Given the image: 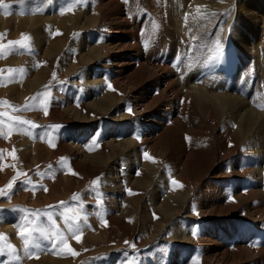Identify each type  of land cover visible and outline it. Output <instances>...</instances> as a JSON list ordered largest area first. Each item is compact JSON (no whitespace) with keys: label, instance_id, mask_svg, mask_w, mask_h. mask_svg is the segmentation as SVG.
<instances>
[{"label":"rangeland","instance_id":"rangeland-1","mask_svg":"<svg viewBox=\"0 0 264 264\" xmlns=\"http://www.w3.org/2000/svg\"><path fill=\"white\" fill-rule=\"evenodd\" d=\"M53 1L55 0H23V2L21 3L20 0H4V3L9 5V7H0V45L3 46L0 47V190H3V192L7 193V195H0V248L4 249L3 253L0 254V261H8L9 264H199L198 261H201V258H199L198 261L196 260V257L195 260L192 259L197 252L195 250H192V247L188 245V241L183 242L182 240L186 237L191 236V234L195 232L196 229L203 231V233L209 231V241L211 238L215 240L212 244H215L216 241L220 243V246H217L218 244L216 243L215 245H213L214 248L211 249L207 248V244L206 249H202V254H204V257L207 258L208 256H210V254L212 255L222 251H227V254L233 255V257L237 259V257L235 256L239 253L236 250H234V252L233 250H231L235 248L234 246L231 247L228 242L221 243L218 239V236L214 238L213 236L219 235L217 230L221 231L222 228L226 227V225H233L235 221L238 220V218H236L234 215L240 214L241 217L239 220H241L242 222L257 221L250 218L246 219V215L247 213H250V209L248 211L247 207L249 206H246L245 202L240 201L242 200L240 196L242 195L241 193L246 192L250 188L249 184L251 182V176L242 174V172L245 171L246 168H248V170L250 169L251 171L256 170L257 174L259 172L258 177L261 180L256 178L257 183L259 182V184L257 185L255 182V186L257 191L260 192V195L261 193H264V126H259L264 121V115L261 113V111L263 110L262 107L264 105L258 106L255 102H251L257 110L260 109L258 110L260 112H256V110H254L251 105L248 104V106L246 102H242L243 106L248 107H244V109H251L250 111H253V116L255 119H257L258 123L255 125L261 127L262 132H260V128L259 130L255 131V129H258V127L255 128L254 126H244L240 128L237 127V125L235 126V124L233 125V121L229 119L225 120L228 124H230V127L235 128L234 131L239 130L237 132L239 137L236 142L233 140L224 142L222 138L220 139L221 136L219 137V135L221 134L217 131H214L212 126L207 125L205 122L203 124V122L199 119V121H197L201 123H199L198 125V122L195 121L196 119H194L193 117H188V120H180V126H177L178 124L174 125V128L172 127V129L170 128L171 126H165L166 128H170L167 130L166 128L165 130H163V126V128L156 132L157 136H155L153 144L154 142H156L155 144L157 145L158 140H162L166 136V139H168L169 136H172L171 140H174L175 138V140L177 141H167L166 139H163L164 143L167 142V145H170L169 147L167 146L168 148L166 147V150L162 149L165 148L163 144V147H160L161 145L156 146L155 144L154 147H152V151L155 157L164 158V155H167L166 157L168 160L166 159V165L168 168H165V166L163 165L164 163L161 164L162 162L159 161L160 159H157L156 163H159L157 168V164L155 163L154 168L156 171H154L156 173L154 172L153 184L146 183L145 181V184L143 186L146 187V190H144V187H142L143 189L141 188L145 192L143 194L147 196L146 200L148 202H153L152 198L157 196L158 191L155 190L156 184L159 185V189L161 187V190L164 191H167V188H170L171 191L176 188V185L173 186L171 181L177 180L171 178V174H169V176L167 177L170 168L172 169L170 170L171 172L173 171L176 173H174L173 175L175 177L181 171V169L182 171L180 173L185 171L184 164H186V167L188 166L187 169L189 170L196 165L195 162H197L196 160L199 158V165H203L201 169L207 166L209 171L206 175L202 176L203 172L200 168L198 169L199 165H196V170L191 169L189 174H187L188 182H192L193 180L196 182L194 185L195 187L193 186L195 191L188 198L189 204L187 202L186 205L188 207L194 205V208L197 207L196 209L198 211H201V213L205 212V210H209V214L212 215L203 217V214H201V218H194V215L192 214L194 213V210H192L193 206H191L190 208L186 207V211L183 210L182 213L180 212L182 216L177 215L173 218L174 228L178 227L182 230L181 232L184 235L183 238L178 240L176 238H173V241L169 240L170 238H165V241L164 236L159 240L157 239L156 241H151L152 234H150V237L149 234V236L146 235L145 230H140V228L146 225L152 226V222H156L158 221V219L154 220L155 216L150 214V216H152L151 221H148L147 218H149V214L142 213L143 209L137 210V212H135V206H131V198L136 197L138 193L135 191L133 192L128 188L120 189L118 192L117 189L119 188V185L115 182L116 180L114 177L116 174V170H118L119 175L123 176L124 179L127 177L126 179H128L130 182H133L135 181L134 179L137 178L136 176H139V173H137L138 169H135V167L138 168V166L142 165L131 164L126 156H123L122 158H120V156L118 159H116V161L114 160L112 162L113 164H104L100 162V164L102 165L101 169L94 174H90L88 170H86V168L82 167L87 166L86 164H80L78 167H75V164H71L73 158L72 155L67 151L66 148H61L60 140L63 143L70 144L72 142L73 146L76 145L75 147H79L78 153H83L82 155L99 156L103 153H99V148L96 147L95 141L97 138L96 135H99L101 131L104 132V137L103 135H101V138L104 142L114 139H127L128 141L129 138L136 137V135L132 133L133 131H126V129L129 127L128 125L125 126L126 122L115 123L112 119L108 118L107 121L96 120L94 124L91 123L92 125H89L88 121H84V123L75 122L69 124L60 120L55 115V112H53L52 107L54 106V104H57L58 107H62L65 104H72V106H76L78 100L74 97L77 95V93L80 92L85 96L86 91L91 90V87L88 86V82L92 80L91 74L98 72L96 73L99 74L98 76H96L98 79L93 78L98 81H100L101 78L103 80L104 77L102 74L100 75L101 70H99L98 67H94L96 63L90 65L91 69L94 71L87 70L88 68H90V66L78 67L76 69V72L78 71V73H75L73 75V77H75L74 79L68 77L62 78V76L60 77V75L58 74L57 70L61 65V58L56 61L55 68H49L48 64L46 66L45 64L33 63L34 56L36 57L40 53V48L37 43L39 41L40 35V39L44 36L45 40L47 41H45V44L49 43L50 40L53 41L55 38L60 36L59 33L54 35L51 33L36 31V26L39 23L37 22V24L36 22H34L36 21L34 19L36 18L35 16H55L56 18H61V16L64 14H70V11L74 7L76 0H56V2L52 4ZM64 1L66 4H61L59 6V4ZM117 1L119 3V9L127 15L128 19L133 17L132 11L135 14L137 12L138 14L142 13L143 17L144 15H147L141 20V22L143 20L144 21L140 24V31L138 34L136 32V35L137 38L141 40L143 51L151 48L153 46L155 38L160 37V32L158 30L157 23L154 22L153 14H151L152 9H150V11L145 7L146 0ZM120 1L122 2L120 3ZM148 1L150 4H155V0ZM168 1L169 2L167 6L171 4L178 6V9H180V11L182 10V14L186 13L187 15L188 13H192L189 14L190 16L197 13L202 14V16H208L213 12L215 13V11L213 10H216L218 12L217 16L223 15L222 18L224 17L221 22H219V17H214L216 21L210 31L207 32V29H204L200 33H196L197 38L193 37V35L189 36L181 53H179L180 55L177 61L184 65L181 66L183 70L185 69L184 71H186L187 65L190 69L193 68L195 64L199 66L200 63V66L198 68V70L200 71L197 76L198 80L196 79L197 81L206 79V59L208 55H214L216 53V42L219 41L221 43L225 36V34H223L222 32L224 31V29L221 28L227 27V30L232 35L235 34L234 32L236 31L239 33V27H242L244 23H246L248 18L250 21L251 11L256 13L258 12L256 9L257 5L252 3V0H232L233 3L226 6L221 11L218 10V7H222L221 5L224 6V4L220 3L221 0H216V2L211 1L212 4L217 3L215 5H218V7L207 5L204 0ZM90 2L91 1L89 0H78L76 4L78 3L79 5H77L83 8H80V10H85L84 12H87V15L90 13V16L92 11L89 9L92 7V3ZM203 4L206 5H204L203 7ZM246 4H249L251 10L243 12L244 14H239V7L241 8ZM206 6H210V9ZM143 7L148 10L144 11ZM226 9H228V11ZM143 11L145 12V14H143ZM208 11L210 12V14L208 13ZM260 13L264 14V7L262 8ZM87 15L85 14L84 16L87 17ZM149 15L152 17H150ZM14 21L17 22L14 23ZM255 24L257 26H255ZM255 24L254 26H250L248 29L242 31L239 39L241 41H247L244 39H247L248 35L251 37L253 32L255 33V30H257L258 37L262 35L260 41L257 36L256 39L254 38V41L251 40L252 42H255L258 47H256V51L253 52V55H250L249 57H253L256 63H259V70L263 74L262 71L264 67L262 68V66L264 64V60L260 59L258 49L259 47H264V24L259 22ZM260 28H262L261 32ZM180 31L185 33V31L181 29ZM90 32L91 31L86 30L84 32L76 33L72 36L73 40L74 38L75 40H78L80 38L84 39V36L87 37ZM243 34L245 36H243ZM91 35H93V37H95L96 35V38L99 39V35L95 34V32H91ZM72 37L70 39H67L66 46H70ZM93 37L92 40L91 38L87 39L86 43L89 44L90 42H92L94 40ZM195 38L197 41H200L198 43L199 45L207 46L206 48H204L205 50H197L194 48L195 46L191 48L192 50L189 49L188 46L190 42L188 43V41H192ZM100 40L101 39H99V41ZM9 41H21L23 46L9 45ZM100 42L102 44H105V42L103 41ZM145 46L149 47L144 48ZM203 52L205 53V57H203ZM201 53L202 55L200 57ZM62 54L64 56L66 55L64 54V52H62ZM180 56H184L183 59H181ZM31 65L32 68L30 67ZM247 65V62H244V64L240 66V72L244 71L247 68ZM9 70L12 71L10 72ZM43 74L44 77L42 80L44 81H42V83L30 86L31 80L38 79L39 77H42ZM255 74L256 73H254V76ZM236 78H239L238 74ZM98 81L96 83H98ZM255 81L256 77L255 79L251 78V82L249 83L250 87L247 90H251L253 85H255L256 87ZM231 85L233 86V82H231ZM74 88L78 89V91L73 93L72 90ZM240 88L242 87L236 84L235 89L239 90ZM96 90L98 91V88H96ZM98 92H100V90ZM257 92L258 91H256V93ZM64 97H67L68 99H65ZM85 101H87L86 96ZM244 109L243 111H245ZM124 111L125 107L120 109L117 113H123ZM152 111H149L147 113L151 114ZM258 113H261V115ZM173 118L178 119V116L176 115ZM198 118H200V115H198ZM229 121L231 122L229 123ZM105 123L107 124L106 126ZM139 124L142 123L139 122ZM183 125L185 127H183ZM147 128L152 129L153 126L151 125ZM175 129L178 130L175 131ZM183 129H185V131ZM121 130H124L125 132L122 133L121 137H119V132ZM179 130H181L182 133ZM240 130L243 132H240ZM108 132H110L112 136H109L110 133ZM183 132L185 133L183 134ZM207 133L210 135L208 136ZM256 133L258 135H256ZM158 134L160 137L158 136ZM244 136L246 137L243 139L244 141H240L239 138L242 139ZM192 141H194L195 143ZM115 142H117V140ZM174 143L178 144L175 145ZM232 143L234 146H232ZM239 143L242 146H240ZM179 144H182L184 146L181 145L182 148L180 146L179 149ZM203 144L205 145L203 146ZM239 146L243 148V150H240ZM175 147L176 149L178 148V151L175 150ZM233 147L237 148L234 149ZM233 149L235 151H233ZM134 150L137 152H133ZM134 150L132 151V153L136 155L134 156V158L140 161L139 157L141 155L143 156L144 151L142 150V148ZM142 151L143 153L141 154ZM179 151L182 154L178 153ZM227 152L229 154H227ZM160 153L162 154L161 156ZM177 156L179 157V159L180 157L182 158L178 160L176 159L178 158ZM79 157L76 156V158L81 160V156ZM200 158L204 159L200 160ZM189 162H192L193 164H190ZM171 163H173V166H170ZM176 171L179 172L177 173ZM191 172H195V174ZM197 172L200 174H196ZM157 173H159L160 175ZM200 175L203 178L200 177ZM195 176H197L198 178ZM189 177H191L192 179ZM194 177L196 179H194ZM94 180L96 181V184L92 183ZM10 182L12 184L11 188L8 187ZM180 183L181 182H179V185H181ZM245 184H248V188L243 190V186ZM169 185L172 188L169 187ZM177 188H179V186H177ZM242 190L243 192H241ZM138 191H140V188H138ZM146 191H149L147 192L149 196L147 195ZM168 191L166 192V194L169 193ZM74 195L77 197V199L75 200L72 199ZM263 196L264 195H261L260 198L262 200V207L264 209ZM120 198L122 200H119ZM123 198H129L128 201L131 199L128 204L132 208L129 206L128 208H131V210L134 209V213H136V215L134 216L137 219L133 215L121 213L125 209L123 211H121V209L119 211V214H117L116 209H113L114 206H118L120 202L121 203L119 204V206H121L122 203L124 204L125 199ZM190 199L192 202L190 201ZM242 206H244V210L243 208H241ZM109 210L111 212H114L115 216H121L122 214H124V216H119V218L122 220L124 219L123 221L130 225L133 224V218H135L137 222L139 220L138 218L142 219L144 222L142 220H139L138 231L140 230L139 236L142 237L141 239L146 241L145 246H140V244L135 241V238L132 237L131 234H129V231L126 230L127 228L120 225V223L115 222L116 220H112L114 222H111V220L109 221V219H111V216H109L108 214ZM49 214L52 216V220L48 219ZM137 214H140V216ZM107 216H109L110 218ZM198 219H203L200 224H196L199 221ZM179 220H182V223H180ZM260 222H262L264 225V221ZM70 225L72 226L71 231L69 230ZM190 228L191 230L189 231L188 229ZM170 229L171 228L169 227L165 228V230H168V233L166 234H169ZM21 232H24L25 236L22 237L20 235ZM237 232L239 233L238 230ZM142 234H144L145 236ZM76 237H79V240H77ZM26 238L29 241L27 245V251L25 250ZM250 238L251 236L248 239L250 240ZM33 244H37L39 246L33 247ZM9 246H11V249H9ZM239 248L250 251V248L252 247L239 245ZM69 249H71L72 251H69ZM242 261L245 262L244 260H241L239 262L243 263Z\"/></svg>","mask_w":264,"mask_h":264},{"label":"bare ground","instance_id":"bare-ground-1","mask_svg":"<svg viewBox=\"0 0 264 264\" xmlns=\"http://www.w3.org/2000/svg\"><path fill=\"white\" fill-rule=\"evenodd\" d=\"M77 1L78 0L75 1L74 7L70 11V14H64L61 16V18H56L55 16H53V17H49V16L48 17L47 16L46 17H37V16H35L36 18H34V19L36 21H34V22L39 23V24L37 23L38 25L36 26V31H42V32L51 33L54 35L59 33L60 36L55 38L53 41L50 40L49 43L45 44L46 40H45L43 34H42L43 37L41 39H40V37H41V35H40L39 41L37 43L39 45V48H40L39 51L41 54L39 53L38 56H36V57L34 56V58H33L34 62L33 61L32 62L37 63V64H45L46 66L48 64L49 68H55L56 61L61 58V65L58 67L57 72L60 75V77L61 76H62V78L68 77L71 79H74L75 77H73V75L75 73H78V71L76 72V69L78 67H82V66L86 67V66H90L93 63H96V65H94V67L95 68L98 67L99 70H101L100 75L102 74L104 77H103V80L101 78L102 81L100 79H99L100 81H98L96 79H93V78H97L96 76H98L99 74H96V73H98V72L91 74V77H92V80H90L91 84H90V82H88L89 83L88 86L91 87V90L86 91V95H85L87 101H85V96L79 92L74 97L78 100L76 106H72V104H65L62 107H58L57 104H54V106L52 107L53 112H55V115L60 120H62L65 123H69V124L75 123V122H78V123L83 122L84 123V121H88V124L92 125L91 123L94 124V122L96 120L107 121L108 118L112 119L113 122H115V123L116 122L117 123L126 122L125 126H127V125L129 126L126 129V131H129V132L133 131L132 133H134L136 135V137L129 138L128 141H127V139H125V140L124 139H116L117 142H115L116 140L114 139V140H109V141L104 142L101 138V135H103V137H104V132L101 131V133H99V135L97 134L98 136L96 135L97 138L95 141L96 147L99 148V153H103V154H100L99 156H97V155H82L83 153L82 154L80 152L78 153L79 147H75L76 145L73 146L72 142L69 144V143H63L60 140L61 148L62 147L66 148L67 151L72 155L73 158H72L71 164H75L76 165L75 167H78L80 164H86L87 166H82V167L86 168V170H88V172L90 174H94L98 170L101 169L102 165L100 164V162L104 163V164H111L114 160L116 161V159H118L120 156H121L120 158H122L123 156H126L128 161L131 162V164H141L142 166L136 165V166H138V168L135 167V169H138L137 173H139V176H136L137 178H135L134 179L135 181H133V182H130L128 179H126L127 177L124 179L123 176L118 174V170H116L117 176L115 174L114 177L116 180L115 182L118 183V185H119V188L117 189L118 192L120 189H124V188L125 189L128 188V189L132 190L133 192L134 191L137 192L138 195L136 197H132L131 198L132 200L130 199L131 200V206L132 205L135 206V212H137V210L143 209L142 213H148L149 214V218L146 217L148 219V221H151L152 216H150V214L155 216L154 220L158 219V221L152 222L153 223L152 226L146 225V226H143L140 228V230L141 229L145 230L146 235L152 234L151 241H154V240L156 241L157 239L159 240L160 238H163L164 236H165L164 240H165V238H168V239L170 238L169 240H172V241L174 240L173 238H176L177 240L181 239V238H183L184 235L182 234L181 229H179L178 227L174 228L173 218L177 215L182 216L181 213L183 212V210H185L186 207H188L186 205L187 202L189 204L188 198L195 191L194 185H195L196 181L193 180L192 182H188L187 181V178H188L187 174H189L191 169L196 170V165L198 166L200 163V162H198L199 156L197 157L198 159L196 160L198 163L195 162L196 163V165L194 166L195 168L193 167V168H190L188 170L187 169L188 166L186 167V164H184L185 171H183L182 173H180L182 171V169L180 172L176 171L177 173L178 172L179 173L175 177L173 176L175 172L172 171L173 172L172 173L170 171V170H172L171 168L168 171L169 173H168L167 177L169 176V174H171L170 175L171 178H174L177 181L181 182L180 183L182 185L181 187L179 186V188H177V186H175L176 188H174L172 191L170 188H167L170 191L167 190L169 193L166 194L167 191L161 190V187L159 189V185L156 184V186H155L156 189L155 188L154 189L156 191H158L157 196L153 197V198L151 197L153 202L152 201L148 202L146 200L147 196L145 194H143V193H145L144 190H146L145 189L146 187L143 185L145 184V181H146V183H149V184L152 183L153 184L154 172L156 171L154 167H155V163H156L157 159H160L159 161L162 162L161 164L164 163L163 165L165 166V168H168L166 165V162L168 160L166 157L167 155H164L165 156L164 158H161V157L157 158L154 156L153 151H152L153 150L152 147H154V144L156 142H154V144H153V140H154L155 136H157L156 132H158L161 128H163V126H164L163 130H165V128H166L165 126H171L170 128L172 129V127L174 128V125L178 124L177 126H180V123H181L180 120H182V119L188 120V117H193L194 119H196L195 121H197L199 119L203 122V124L205 122L207 125L212 126L214 131H217L221 134V135H219V137L221 136L220 139L222 138L224 140V142L225 141L229 142L232 140L236 142V140L239 137V135L237 134V132L239 130L234 131L235 128L230 127L229 126L230 124H228L225 121L226 119L233 121V125L235 124V126L237 125V127H240V128H242L244 126H254L255 128L258 127L255 125L258 123H257V119H255L253 116V113H252L253 111H250L251 109H244L245 106H243V103H242L244 101L247 103V105L248 104L251 105L253 107V109L256 110V112L260 109L257 110L251 102H255L258 106L264 105V75H263L264 69L262 71L263 72V74H262L261 71L259 70L260 69L259 65H258L259 63L257 64L253 57H249L250 55H253V52L256 51V47H258L255 42H252V41H254V38L256 39V36L258 37L257 30H255V33L253 32L251 37L248 35L247 39H244L247 41H241L239 39V37H240L242 31L248 29L250 26H254L255 23L259 22V23L264 24V14L260 13L262 8L264 7V0H252V3L257 5L256 9L258 12L257 13L253 12V11H251V13L249 12L251 19L249 21V18H248L246 23H244V25L242 27H239V30H238L239 33L236 31L237 33L234 32L235 34L232 35L227 30V27L221 28V29H224V31H222V32H223V34H225L223 41L220 43L223 51H224V46L226 44L225 43L226 40H231V42L233 44V48L235 49V51H237L238 57L240 59L239 62L237 63V67H236L235 72L232 75H228V74L224 73L218 67L219 59L218 60L210 59V57L216 55V53L215 54L213 53L214 55H208L207 54L208 55V57L206 59L207 60L206 61L207 66L205 67L207 69V71H206L207 76H206V79H202L200 81H197L198 80L197 76H198V73L200 71V70H198L200 63H199V66L197 64H195V66L193 68H190V69L188 68V65L185 64V65H187V69H186V71H184L185 69L183 70L181 68V66L183 64L179 63L177 61V59H179V55H180L179 53H181V51L185 45V42L187 41V38L189 36L193 35V37L197 38L196 33H200L204 29H207L206 30L207 32L210 31V29L213 27V25L216 21L215 18L218 14V12L216 10H213V11H215V13L213 12V13H211V15H208V16H206V15L202 16V14H197V13L195 15L189 16V14H192V13H188L187 15H186V13L182 14L181 13L182 10L180 11V9H178V6H175L172 4L167 6V4L169 2L168 0L167 1L166 0H155V4H150L149 1L146 0L145 1V4H146L145 7L148 8L149 10L152 9V11L151 10L150 11H151V14H153L154 22L157 23L158 30L160 32V37L155 38V41L153 42V46L151 47V45H150L151 48L143 51L142 45H141V40L137 38L136 32H137V34L139 33V31H140L139 26L144 21L143 20L141 22V20L143 18H145L147 15L146 16L144 15V17H143L142 13L138 14V12H137L135 14L132 11V13H133V17H131L132 19L131 18L128 19L127 15L119 9V6H118L119 3L117 0H89V1H91L90 3H92V7L89 8L90 10H92L91 15L89 16L90 13L87 15V12L85 13L84 12L85 10H82L83 8L78 6L79 5L78 3H77L78 5L76 4ZM204 1L206 2L207 5H211L212 7H218V5H215L217 3L212 4V2H211V1L216 2V0H204ZM54 2H56V0L53 1L52 4H54ZM121 2L122 1H120V3ZM220 3L224 4V6L220 4L222 7H218L219 8L218 10L221 11L226 6L232 4L233 2H232V0H229V1L221 0ZM61 4L65 5L66 3H65V1L61 2L59 4V6ZM206 4H203L202 6L204 7V5H206ZM77 6H78V8H77ZM145 7H143L144 8L143 10L147 11L148 9H145ZM206 7H208L210 9V6H206ZM80 8H82V9L80 10ZM205 9H207V8H205ZM226 10L228 11V9H226ZM247 10H251V7H249V4H246L245 6H243L241 8L239 7V14H242L243 12H245ZM144 11H143V14H145ZM211 12H212V10H211ZM84 13L87 15V17L84 16L85 15ZM208 13L210 14L209 11H208ZM39 16H41V15H39ZM222 16L223 15L217 16L220 18L219 22H221L222 19H224V17L222 18ZM150 17H152V16H150ZM147 18H149V17H147ZM15 22H17V21H14V23ZM145 23H146V21H145ZM186 23H189V24H186ZM181 25H182L183 29L181 28ZM255 26H257V25L255 24ZM180 29L185 31V33L180 31ZM86 30L91 31V32H95V34L99 35L98 38L101 39L100 41L105 42V44H102L99 41V39L96 38V35H95V37H93V35H91V32L89 34L87 33L88 34L87 37L82 35V36H84V39L80 38L78 40L77 39L75 40V38H74V40H73V37H72L73 35H75L76 33H79V32H84ZM263 30H264V25H263ZM261 31H262V28H260V32ZM70 36L72 37V39L70 41V46L69 45L66 46V41H67V39L71 38ZM243 36H245V35L243 34ZM92 37L94 40L92 42H90L89 44L86 43L87 39L91 38V40H92ZM196 38L192 41H188V43L190 42L188 47H189V49H191L192 47L195 46L194 47L195 49H197V50L200 49L202 51V49L206 48L207 46L199 45L198 43L200 41H197ZM258 38L260 41L262 38V35H260V37H258ZM92 43H95V44H92ZM146 47L147 46H145L144 48H146ZM61 49H62V51H61ZM258 50H259L260 59L264 60V47H259ZM62 52H64V54H66V55L64 56L62 54ZM206 53H207V51H206ZM203 54H204L203 57H205L204 52H203ZM201 55H202V53L200 54V57H201ZM183 57L184 56H182L181 59H183ZM219 58H221V56ZM256 58H257V56H256ZM244 62L245 63L247 62V64H248L247 68L244 71L240 72V66L242 64H244ZM194 63H195V61H194ZM30 67L32 68V65ZM263 67H264V64H263L262 68ZM87 70L88 71L92 70L91 66ZM92 71H94V70H92ZM188 71H190V72H188ZM254 73H256L255 76H254ZM237 74L239 76L238 79L236 78ZM43 77H44V74L42 75V77H39L38 79L31 80L30 86L42 83V81H44V80H42ZM255 77H256V81H255L256 87H255V85H253L251 90H247L250 87L249 83L251 82V78L255 79ZM209 78H211V79H209ZM97 81H98V83H96ZM231 82H233V86L231 85ZM236 84L240 85L242 88H240L239 90H236L235 89ZM109 85L111 87H109ZM96 88H98V91L100 90V92H98L96 90ZM73 90H72L73 93L78 91V89H76V88H74ZM256 91H258L257 92L258 94L256 93ZM254 92H255V94H254ZM64 98L68 99L67 97H64ZM123 107H125V111L123 113H121V112L117 113ZM245 108H248V107H245ZM262 108H263V110L261 111V113L264 115V106ZM243 109L245 111H243ZM149 111H152V113L151 114L147 113ZM258 112H260V111H258ZM261 113H258V114L261 115ZM176 115L178 116V119L173 118ZM198 115H200V118H198ZM237 118H239V119H237ZM138 121L142 124H139ZM231 121H229V123ZM199 123H201V122H198L197 124L199 125ZM85 124H87V123H85ZM106 125L107 124L105 123V126ZM151 125L153 126V128L148 129L147 127L151 126ZM185 125H186V123H185ZM226 125H228V126H226ZM262 125L264 126V121L259 126H262ZM201 126H202V124H201ZM183 127H185V126L183 125ZM170 128L167 127L166 130L170 129ZM259 128L261 129V127H258V129H255V131L259 130ZM252 129H254V128H252ZM177 130L175 129V131H177ZM183 130L185 131V129H183ZM241 130H243V129H241ZM241 130H240V132H243ZM179 131H181V130H179ZM124 132H125L124 130H121L119 132V134H120L119 137H121L122 133H124ZM260 132H262V129ZM108 133H110V132H108ZM181 133H182V131H181ZM184 133L185 132H183V134ZM205 133H203V134H205ZM161 134H162V132H161ZM210 134L207 133L208 136ZM196 135H198V134H196ZM256 135H258V134L256 133ZM109 136H112V134L110 133ZM158 136H159V134H158ZM166 137L163 139H166ZM171 137L172 136H169V138L166 140L170 141ZM246 137H247V134H246ZM246 137L244 136L242 139L239 138V140L242 141ZM161 138H162V136H161ZM163 139L158 140L157 145H161L160 147L165 146V148H162V149L166 150L168 143L167 142L164 143ZM156 140H157V138H156ZM159 141H160V143H159ZM171 141H177V140H175V138H174V140H171ZM192 142H194V141H192ZM224 142H222V143H224ZM178 143H174V144L177 145ZM233 143H232V146H234ZM162 144H163V146H162ZM229 144H231V143H229ZM181 145L180 144L178 145L179 149H180ZM204 145L205 144H203V146ZM239 145H240V143H239ZM182 146H184V145H182ZM182 146H181V148H182ZM185 146H187V145H185ZM240 146H242V145H240ZM173 147H174V145H173ZM237 147H233V148L235 149ZM138 148H142V150L144 151V153H143V151L141 152V154L143 153V156L141 155L139 157L140 161L138 159H135L134 156H136V155H134V153H132V151L134 149H138ZM173 149H172V151H173ZM177 149L175 147V150H177ZM234 149H233V151H235ZM165 150H164V152H165ZM240 150H243V148L240 147ZM168 151H170V150H168ZM168 151H166V152H168ZM233 151H232V153H233ZM133 152H137V151L134 150ZM145 153L147 154V157L145 156ZM178 153L182 154L180 151ZM155 154H156V152H155ZM170 154H171V152H170ZM170 154H168V155H170ZM184 154H185V151H184ZM227 154H229V153L227 152ZM161 155L162 154L160 153V156ZM76 156H78V157L81 156V160L76 158ZM143 157H144V159H143ZM148 157H150L151 159H149ZM181 158L182 157H180V159ZM188 158H189V156H188ZM224 158H225V156H224ZM171 159H173V158H171ZM176 159L180 160L179 157ZM202 159H204V158H202ZM202 159L200 158V160H202ZM193 160H195V159H193ZM206 160H207V158H206ZM137 161H138V163H137ZM185 161H187V160H185ZM218 161H219V159H218ZM192 162H189V163L191 164ZM158 163H156L157 164L156 168L158 166ZM206 163H207V161H206ZM172 164L173 163H171L170 166ZM191 166H193V165H191ZM202 166L199 165L198 169L199 168L201 169ZM201 171L203 172V173L201 172L202 176H203V175L207 174L209 169L207 166H205V167H203V169H201ZM255 171H251L250 169L248 170V168H246L245 171L242 172V174L251 176V179H250L251 182L249 184L250 188L246 192H243V190L248 188V184H245L243 186V190L241 191L243 193H241L242 195L240 196L242 198V200H240V201L245 202V205L249 206V207H247V209H248V211L250 209V213L249 214L247 213L246 219L250 218L253 220L255 219L257 221L256 222H250V221L242 222L241 220H239L241 217L240 214L234 215L236 218H238V220H236L233 225H230V224L226 225V227L222 228L221 231L217 230L219 235L213 236V238L218 236V239L221 243L228 242L231 247L234 246L235 248H233L231 250H233V252H234V250H236L239 253V254H236V256H235V257H237V259L234 258L233 255L227 254V251H222V252L215 253L212 255L210 254V256H208L207 258L204 257V254H202V249H206L207 244H208L207 248L211 249V248H214L213 245H215L216 243L218 244L217 246H220L219 245L220 243L216 241L215 244H212L213 241H215V240L211 238L209 241V236H208L209 231L203 233V231L196 229L195 232H193L191 234V236H189V237L185 236L186 238L182 239V240H183V242L188 241V245L190 247H192V250H195L198 253V255L196 253L197 256L195 255L194 258L196 257L197 261L199 258H201V261L200 260L198 261L199 264H244V263L245 264H264V225L262 222H260V221H264V216H263L264 215L263 214L264 209L262 207V200L260 198V196L264 195V193L263 194L261 193V195H260L259 194L260 192H258L256 189L255 182L258 185L259 182L257 183V179H260V178L258 177L259 172L257 174V171L256 172ZM133 172H134V170H133ZM186 172H188V173H186ZM198 172L196 174H200ZM191 173L195 174V172H191ZM157 174H159V173H157ZM197 176H199V175H197ZM197 176H195V177H197ZM202 176L200 175V177H202ZM191 177H192V175H191ZM191 177H189V178H191ZM195 177H194V179H196ZM166 182H168V181H166ZM197 182H198V180H197ZM103 184H104V182H103ZM118 185H117V187H118ZM146 186H147V184H146ZM142 187H144V190H142L143 189ZM169 187H171V186L169 185ZM138 188H140V191H138ZM147 192H149V191H146V193ZM130 193H131V191H130ZM147 195H148V193H147ZM123 199H125V198H123ZM128 199L126 198L124 201V204L122 203L121 206H119V204L121 202L118 204V206L117 205L114 206L113 209H116L117 214H119V211L121 209H122L121 211H123L125 209L121 213H127V214H130L133 216L136 215V213H134V209L131 210L132 207L128 204L130 201V200L128 201ZM119 200H122V199L120 198ZM190 201H191V199H190ZM151 202H152V204H151ZM228 203H229V201H228ZM126 206H127V209H126ZM128 206L131 208H128ZM191 206H193L192 207L193 209L192 208L191 209L194 210V213H196V214L192 213L194 215L193 216L194 218H201V214H203V217L210 215L209 210H205V212L201 213V211H198L196 209L197 207L194 208L195 207L194 205H191ZM120 207H122V208H120ZM190 207H188V208H190ZM233 207H234V205H233ZM243 207L244 206H242L241 208H243ZM243 210H244V208H243ZM210 213H212V212H210ZM230 213H231V211H230ZM244 213H246V212H244ZM108 214H109V216H111V219H109V221L111 220V222H114L116 220L115 222L120 223V225L127 228L126 230L129 231V234H131L132 237L135 238V241L138 242V244H140V246L141 245L145 246L146 241L141 239L142 237L139 236L140 230L138 231V229H139L138 222H139V220H142V219L138 218L139 220L137 222L135 220V218H136L135 216H134L135 218L130 217V218H133L132 219L133 224L130 225V224L125 223L123 221L124 219L123 220L120 219L119 218L120 215L118 216L116 214L117 216H115L114 212H111L110 210L108 211ZM122 215L124 216V214H122ZM137 215L140 216V214H137ZM109 216H107V217H109ZM186 217H188V216H186ZM112 220H114V221H112ZM198 220L199 221L198 222L196 221L197 222L196 224H200L203 219H201V220L198 219ZM179 222L182 223V220H179ZM140 223H142V222H140ZM167 227L171 228L169 231V234H166V233H168V230H165V228H167ZM226 228H227V230H226ZM188 230L190 231L191 228ZM237 230L239 231V233L237 232ZM142 235H144V234H142ZM250 236H251V238L249 240L248 238ZM150 237H151V235H150ZM239 245L240 246L245 245L247 247H252L254 249L250 248L251 249V250L249 249L250 251H246L243 248H239ZM205 252H206V250H205ZM194 258H192V259L195 260ZM241 260H244L245 262H243V261H242L243 263L239 262Z\"/></svg>","mask_w":264,"mask_h":264},{"label":"snow or ice","instance_id":"snow-or-ice-1","mask_svg":"<svg viewBox=\"0 0 264 264\" xmlns=\"http://www.w3.org/2000/svg\"><path fill=\"white\" fill-rule=\"evenodd\" d=\"M20 2L22 3L23 0H20ZM0 7L8 8L9 5L5 4V3H4V0H0ZM9 45H21V46H23L21 41H9ZM0 47H3V46L0 45ZM222 54H223L222 46H221L220 42L217 41V42H216V55L210 57V59H212V60H218L219 57H220ZM9 71L11 72L12 70H9ZM109 87H111V86L109 85ZM26 106H27V105H26ZM129 110H130V109H129ZM34 126H35V125H34ZM57 127H59V126H57ZM145 156L147 157V154H146V153H145ZM148 158L151 159L150 157H148ZM14 179H15V178H14ZM92 183H93V184H96V181L94 180ZM171 183H172L173 185H176V186H182V185H179V182H177V181H175V180H172ZM8 187H9V188L12 187L11 182L9 183ZM0 195H7V193L3 192V190H0ZM72 199L75 200V199H77V197L74 195ZM61 203H63V202H61ZM48 219H49V220H52V216H51L50 214L48 215ZM69 230H70V231L72 230V226H71V225L69 226ZM77 230H78V229H77ZM194 234H195V233H194ZM20 235L23 237V236H25V233H24V232H21ZM76 238H77V240H79V237H76ZM28 243H29V241H28V239L26 238V239H25V245H26L25 250H26V251H27V245H28ZM126 243H127V242H126ZM38 246H39V245H37V244H33V247H38ZM9 249H11V246H9ZM3 251H4V249H3V248H0V254H2ZM69 251H72V250L69 249ZM73 254H75V253H73ZM194 259H195V258H194ZM0 264H9V262H8V261H0Z\"/></svg>","mask_w":264,"mask_h":264}]
</instances>
